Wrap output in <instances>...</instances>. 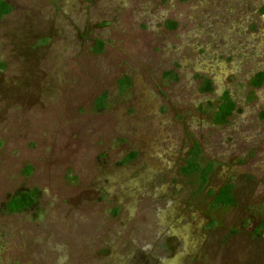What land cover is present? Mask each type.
<instances>
[{
	"label": "rangeland",
	"instance_id": "374dc122",
	"mask_svg": "<svg viewBox=\"0 0 264 264\" xmlns=\"http://www.w3.org/2000/svg\"><path fill=\"white\" fill-rule=\"evenodd\" d=\"M6 2L0 264H264V0ZM195 143L204 186L180 171ZM226 183L235 203L212 206Z\"/></svg>",
	"mask_w": 264,
	"mask_h": 264
},
{
	"label": "trees",
	"instance_id": "16d2710c",
	"mask_svg": "<svg viewBox=\"0 0 264 264\" xmlns=\"http://www.w3.org/2000/svg\"><path fill=\"white\" fill-rule=\"evenodd\" d=\"M10 11V4L7 3L6 0H0V19L10 13ZM263 83L264 68L255 73L250 80V84L253 87H259ZM128 84L129 80L127 78L119 80V85L121 89H124L125 86H127ZM211 90V81L209 79L201 80L200 91L208 92ZM105 100V94L98 96L94 102L95 109L101 110L102 108H104L106 104ZM234 108V101L230 97H228V95H225L222 101H220L215 108H213V106H210L209 110H211L213 113L211 116L212 121L217 124L225 123L227 118L231 116ZM135 157L136 153L130 152L123 158L121 164L131 162ZM213 168L214 165L212 162H201V149L196 143L189 149L185 162L181 167L180 171L183 175L197 174L199 177L200 186H204ZM30 170V167L25 168L26 173H30ZM207 194L212 197V206L215 207H228L235 203V197L233 195V186L229 183H226L221 186L216 192L214 190H208ZM38 196L39 190L36 188L18 189L16 192H14L8 197L7 201L2 207V211L7 213L23 211L29 207L36 205ZM257 230L264 231V217L257 225Z\"/></svg>",
	"mask_w": 264,
	"mask_h": 264
},
{
	"label": "flooded vegetation",
	"instance_id": "af4514ba",
	"mask_svg": "<svg viewBox=\"0 0 264 264\" xmlns=\"http://www.w3.org/2000/svg\"><path fill=\"white\" fill-rule=\"evenodd\" d=\"M200 85H201V84H200ZM201 92H202V91H201ZM208 92H209V91H208ZM225 95H227V94H225ZM225 95H223V96H221V97L219 98L218 103H219L220 101H222V99L224 98ZM228 97H229V96H228ZM231 99H232V98H231ZM218 103H217V105H218ZM210 104H211V103H210ZM217 105H216V106H217ZM234 110H235V108H234ZM234 110H233V111H234ZM210 113H211V116H212V114H213L212 111H211ZM232 113H233V112H232ZM213 123H214V122H213ZM215 124H217V123H215ZM222 124H223V123H222ZM195 144H196V143H195ZM184 162H185V161H184ZM208 162H211V161H208ZM212 163H213V161H212ZM258 224H259V223H258Z\"/></svg>",
	"mask_w": 264,
	"mask_h": 264
}]
</instances>
